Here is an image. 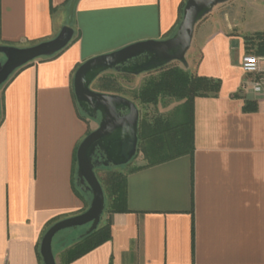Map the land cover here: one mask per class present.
<instances>
[{
  "label": "crops",
  "instance_id": "1",
  "mask_svg": "<svg viewBox=\"0 0 264 264\" xmlns=\"http://www.w3.org/2000/svg\"><path fill=\"white\" fill-rule=\"evenodd\" d=\"M185 1L77 0L69 43L0 86V264H43L45 230L85 204L74 185L76 149L95 127L75 100L76 68L171 36ZM68 2L0 0V45L53 38ZM248 5L217 4L194 25L187 68L219 79L220 88L193 101L192 155L127 172V210L105 217L110 238L68 264H264V90L253 92L240 67L246 52L264 66L254 36L264 18ZM63 247L53 251L58 264Z\"/></svg>",
  "mask_w": 264,
  "mask_h": 264
},
{
  "label": "water",
  "instance_id": "2",
  "mask_svg": "<svg viewBox=\"0 0 264 264\" xmlns=\"http://www.w3.org/2000/svg\"><path fill=\"white\" fill-rule=\"evenodd\" d=\"M228 0H186L180 22L165 39L136 41L108 53L84 60L73 75V93L78 107L90 118L99 115L97 127L85 135L76 149V179L91 192L89 206L82 212L59 219L43 233L39 253L43 264H56L52 241L60 230L88 225L84 233L96 228L105 207V194L97 179V166H119L136 154L139 110L130 99L115 93L91 88L92 81L110 69L138 75L176 60L185 67V54L190 47L194 25L212 8ZM77 0H69L66 23L51 39L17 47L0 45L5 59L0 63V86L18 67L39 57H47L63 49L73 36L71 23ZM100 153V159L95 157ZM81 234V235H82Z\"/></svg>",
  "mask_w": 264,
  "mask_h": 264
},
{
  "label": "trees",
  "instance_id": "3",
  "mask_svg": "<svg viewBox=\"0 0 264 264\" xmlns=\"http://www.w3.org/2000/svg\"><path fill=\"white\" fill-rule=\"evenodd\" d=\"M183 5L184 3L181 5V11ZM254 36H259L261 38L259 42L264 45V32L255 33ZM179 63V61L173 60L164 66L143 72L148 76L137 87L125 86L119 80L123 78L130 81L135 75L114 69L102 72L92 81V87L96 90L122 95L133 101L137 107V102L141 105L151 104L156 106L166 98L179 102L169 114L161 112L148 114L145 111L139 115L137 149L134 157L141 153L145 163L130 167L125 173L120 171L106 173L103 182L107 191L108 201L105 203L103 212L105 210L107 212L127 210V172L165 162L181 155H192L194 148L193 101L195 97L217 95L220 88V80L197 75ZM82 192L86 191L81 188L77 190V194L81 198L84 197ZM102 216L103 213L96 228L91 232L76 236L68 234L61 239L64 247L59 254V264H68L110 238L109 222L107 218L103 217V219Z\"/></svg>",
  "mask_w": 264,
  "mask_h": 264
},
{
  "label": "rangeland",
  "instance_id": "4",
  "mask_svg": "<svg viewBox=\"0 0 264 264\" xmlns=\"http://www.w3.org/2000/svg\"><path fill=\"white\" fill-rule=\"evenodd\" d=\"M249 3V9L251 11H253L252 13H255L258 15V12H260L262 18H264V0H247ZM189 55H190V49L187 50L186 54H185V58L188 64V59H189ZM181 66L185 67L181 62L179 63ZM187 68V66L185 67ZM189 70V66L187 68ZM148 75L146 73L140 74V75H135L134 78H132L130 81L120 78L119 80L128 87H137L139 84L142 83V81L147 77ZM91 88L94 89L92 87L91 84ZM178 103V101L173 100V99H165L164 101H160L156 106L154 105H141L137 102L138 105V110H139V115L143 114L145 111L150 114V113H155V112H161L163 113V111H166L168 109H173L174 106ZM82 112V111H81ZM84 115L85 113L82 112ZM86 116V115H85ZM87 118H89V120H93L92 122V126L93 127H97L98 124V120H99V115H97V117L95 118H90L88 116H86ZM142 154L139 153L137 154L136 157H133L128 163L126 164H122L119 166H114V165H108V166H97L94 168L95 174L97 176V179L99 180L103 190H104V194H105V203H107V191L105 189L104 186V182H103V178L105 177L107 172H112V171H120L122 173H125L126 171H128V169L130 167L136 166L138 165L141 160H142ZM76 175H75V179H74V185L75 188L78 190H80L78 183L76 181ZM83 193V192H82ZM85 197H83L82 199L85 200V204L83 206L84 208H87L89 206L90 200H91V192L90 190H87L86 192L83 193ZM88 204V205H87ZM107 211L105 210L103 212V216L102 218L106 217ZM103 218V219H104ZM88 228V225H81V226H77V227H73V228H67V229H63L60 230L58 233L55 234V236L53 237V241H52V249L55 252L56 251V243L60 242L62 238H64L66 235L70 234L72 236H76V235H80L82 234L84 231H86Z\"/></svg>",
  "mask_w": 264,
  "mask_h": 264
},
{
  "label": "built area",
  "instance_id": "5",
  "mask_svg": "<svg viewBox=\"0 0 264 264\" xmlns=\"http://www.w3.org/2000/svg\"><path fill=\"white\" fill-rule=\"evenodd\" d=\"M240 67L243 72L249 75L247 84L253 92L259 93L264 90V66L260 65L259 57L252 53L246 52L240 59Z\"/></svg>",
  "mask_w": 264,
  "mask_h": 264
},
{
  "label": "flooded vegetation",
  "instance_id": "6",
  "mask_svg": "<svg viewBox=\"0 0 264 264\" xmlns=\"http://www.w3.org/2000/svg\"><path fill=\"white\" fill-rule=\"evenodd\" d=\"M95 157H98L100 159V153H96ZM77 183H78V186L81 188V189H84L85 191H87L88 189L86 188V185L84 183H81L79 180H76Z\"/></svg>",
  "mask_w": 264,
  "mask_h": 264
}]
</instances>
